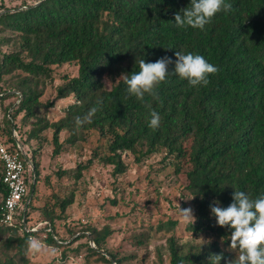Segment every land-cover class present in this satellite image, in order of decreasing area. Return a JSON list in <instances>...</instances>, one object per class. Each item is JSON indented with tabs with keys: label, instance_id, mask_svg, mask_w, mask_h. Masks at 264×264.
Listing matches in <instances>:
<instances>
[{
	"label": "trees",
	"instance_id": "obj_1",
	"mask_svg": "<svg viewBox=\"0 0 264 264\" xmlns=\"http://www.w3.org/2000/svg\"><path fill=\"white\" fill-rule=\"evenodd\" d=\"M225 2L232 5L231 11L215 14L203 30L175 25V14L190 7V0H39L1 13L0 24L14 34L0 40V47L13 45L8 52L0 51V80L15 71L19 80L14 86L18 105L12 114L4 112L0 122V144L13 149L17 141L25 147L29 140H41L32 151L25 148V164L33 167L26 178L30 192L35 191L30 177L39 175L41 132L48 128L53 157L78 141H94L86 161L56 170L59 178L70 175L78 180L95 161L112 166L116 176L128 171L130 162L141 164L159 156L161 168H172L186 195L194 197L187 206L196 222L185 224L184 230L193 239L211 238L210 244H180L175 234L179 221H159L155 231L171 233L168 264H210L209 257L221 252L219 264L235 259V252L228 250L232 230L216 226L210 204L216 200L226 208L234 190L252 199L264 196V0ZM176 51L201 55L218 72L209 74L207 86L190 87L171 75ZM162 57L172 63L167 66L170 75L154 88L158 98L145 94L140 101L128 96L120 77L138 72L142 59L149 63ZM65 64L76 65L77 75H59L63 81L56 86V98L70 99L63 114L50 122L42 111L54 103L40 99L44 91L38 84L55 78L52 66ZM3 94L14 95L9 90ZM94 106L98 111L92 122L77 126L75 117ZM152 111L160 116L156 129L148 126ZM20 112L23 123L34 118L24 138L14 123ZM61 131L67 132L63 140ZM2 173L0 160V264H29L27 240L37 231H20L19 224L1 222L7 192ZM33 196H26L25 219L34 207ZM74 196L71 191L36 207L45 226L43 240L65 246L63 258L70 248L56 236L55 221L66 217ZM83 228L89 232L88 241L72 248L73 253L85 248L87 260L100 264H124L133 258L104 247L114 232L111 227ZM152 231L148 227L132 241L141 244Z\"/></svg>",
	"mask_w": 264,
	"mask_h": 264
},
{
	"label": "rangeland",
	"instance_id": "obj_2",
	"mask_svg": "<svg viewBox=\"0 0 264 264\" xmlns=\"http://www.w3.org/2000/svg\"><path fill=\"white\" fill-rule=\"evenodd\" d=\"M38 1L0 0V14L7 9L22 8L26 4L32 5ZM13 34L0 24V40L11 38ZM12 48V44H6L0 47V51L8 52ZM52 68L55 78L38 84V89L44 91L40 99L43 101L48 99L54 103L46 111H42V115L50 122L63 114L62 107L70 99L56 98V86L63 81L59 75L69 77L77 75V66L74 64ZM18 73L15 71L4 75L0 80V122L4 112L12 114L18 105L17 91L14 87L19 80ZM7 90L14 95L5 96L3 93ZM2 95L4 96L1 97ZM22 118L23 112H20L14 123L24 138L34 118H30L27 123H23ZM51 135L52 130L49 128L41 132L43 141L38 156L39 175L36 179L30 177V180L35 182V191L30 192L28 186L30 196L34 195V207L28 209L25 220L27 225L38 229L37 234L27 240L26 257L29 264H100L102 261L97 262L94 258L87 260L85 248H78L74 253L71 251L72 248L75 249L79 244L88 241L89 232L83 230L88 224L97 228L107 225L114 229L104 247L108 250L119 249L118 253L121 256L128 257L132 254L133 258L126 260L124 264H168L167 238L171 233L155 231L154 227L159 221L167 219L179 221L175 234L180 244L201 241L193 239L184 230L185 223L179 218L178 204L181 209L188 208L190 197L182 189L179 179L171 174L172 168H161L159 156H151L141 164L130 162L128 171L116 176L111 173L112 166H104L95 161L90 168L82 171V176L78 180L70 175L59 178L56 170L74 167L78 162L86 161L91 155L94 141L92 139L78 141L75 145L67 147L58 157H53ZM66 136L67 132L61 131L59 139L63 140ZM38 141L41 140H29L25 143V148H28L29 152L32 151ZM71 191H74L75 201L66 208V217L55 221L56 236L70 248L67 251L68 256L63 258L62 251L65 246L48 245L43 240L46 237L43 230L45 226L36 207H40L47 198L62 197ZM68 227L71 229L70 232L67 230ZM148 227H152L153 231L141 244L132 241L139 233L147 232ZM77 236L81 237L76 238ZM10 253H13V250Z\"/></svg>",
	"mask_w": 264,
	"mask_h": 264
},
{
	"label": "clouds",
	"instance_id": "obj_3",
	"mask_svg": "<svg viewBox=\"0 0 264 264\" xmlns=\"http://www.w3.org/2000/svg\"><path fill=\"white\" fill-rule=\"evenodd\" d=\"M190 5L175 14L174 22L177 27L203 30L215 14L221 10L229 12L232 9V5L225 0H190ZM175 57L171 75L186 80L190 87L207 86L209 74L218 72V68L208 63L201 55L182 54L176 51ZM170 63L172 60L168 57L149 63L140 60L138 72L131 73L130 76L123 74L120 77L127 86L128 96H134L140 101L144 100L145 94L158 98L154 88L170 75L167 69ZM100 103L101 101L98 100L97 105ZM97 111L98 108L94 106L83 117H75V124L77 126L90 124ZM151 117L148 126L156 129L160 123V116L152 111ZM192 198L194 197L190 199ZM178 213L183 223L193 225L196 222L192 208L181 209L178 204ZM210 214L215 217L216 226H227L232 230L228 250L235 252V259L227 261L226 264H264V196L252 199L244 191L234 190L232 203L225 208L220 206L219 201L214 200L210 204ZM200 240L201 245L211 243V238L208 240L200 238ZM222 258L223 252L212 254L209 257L210 264H219Z\"/></svg>",
	"mask_w": 264,
	"mask_h": 264
},
{
	"label": "built area",
	"instance_id": "obj_4",
	"mask_svg": "<svg viewBox=\"0 0 264 264\" xmlns=\"http://www.w3.org/2000/svg\"><path fill=\"white\" fill-rule=\"evenodd\" d=\"M0 160L3 163L2 183L7 192L4 197L1 209V222L7 224H19L20 231H38L37 227H29L25 222L26 196L28 194L27 172L32 171V164L26 166L29 161V154L25 147L16 142L13 149L8 145L0 144ZM30 239L32 236L29 237Z\"/></svg>",
	"mask_w": 264,
	"mask_h": 264
}]
</instances>
